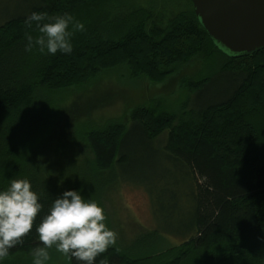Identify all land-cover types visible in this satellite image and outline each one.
I'll return each mask as SVG.
<instances>
[{
    "label": "trees",
    "instance_id": "obj_1",
    "mask_svg": "<svg viewBox=\"0 0 264 264\" xmlns=\"http://www.w3.org/2000/svg\"><path fill=\"white\" fill-rule=\"evenodd\" d=\"M112 7V0H29L0 20V189L12 178H27L44 205L32 232L5 259L30 256L39 243L35 225L51 202L65 190L85 187L51 172L39 160L40 146H31L35 130L43 129L34 115L41 92L84 86L120 67L131 78L160 84L195 59L212 64L220 57L214 77L190 84L195 100L178 116L155 103L130 111L127 125L113 122L81 135L92 157L91 178H101L95 184L109 174L113 179L102 182L104 188L143 189L158 222L135 243L110 247L97 262L264 264V47L226 53L192 5L165 25L144 9L115 15ZM32 12H67L84 23L71 54L25 51L26 31L38 34L35 24L26 29L24 23ZM217 80L225 89L204 99ZM165 237L182 242L159 254L145 252Z\"/></svg>",
    "mask_w": 264,
    "mask_h": 264
},
{
    "label": "rangeland",
    "instance_id": "obj_2",
    "mask_svg": "<svg viewBox=\"0 0 264 264\" xmlns=\"http://www.w3.org/2000/svg\"><path fill=\"white\" fill-rule=\"evenodd\" d=\"M28 1L0 0V20L17 12ZM112 5L115 15L144 9L150 14V20L158 19L165 25L189 9L192 0H112ZM219 59L216 57L212 64L195 59L178 68L160 84H152L144 77L131 78L128 69L120 67L100 73L84 86L39 94V108L34 115L39 118L43 129L35 130L31 146H40L41 164L48 165L55 175L61 173L70 176L75 183H82L85 186H82V195L96 200L104 208L107 226L117 233L114 247L135 243L136 237L153 231L158 222L152 215L149 198L143 189L125 184L104 188L101 183L105 180L109 183L113 179L109 174L103 175L104 180L95 184L101 178L96 175L91 178L89 164L92 157L81 135L113 122L128 124L126 117L130 111L155 103L161 104L164 112L178 116L183 107L195 100L190 84L208 75L214 77ZM223 89L224 83L217 80L202 97L208 100ZM161 216L166 220L163 213ZM181 242V239L172 237L160 238L156 246L145 252L159 254ZM49 255L51 258L47 264H69L68 259L54 247L49 249ZM3 264H32V256L16 255L4 259Z\"/></svg>",
    "mask_w": 264,
    "mask_h": 264
},
{
    "label": "clouds",
    "instance_id": "obj_3",
    "mask_svg": "<svg viewBox=\"0 0 264 264\" xmlns=\"http://www.w3.org/2000/svg\"><path fill=\"white\" fill-rule=\"evenodd\" d=\"M24 23L26 29L33 24L38 29L35 36L26 31L25 51L51 56L58 52L71 54L75 33L85 29L83 22L67 12L53 16L32 12ZM83 191V188L65 190L51 202L35 225L39 243L30 250L32 264H47L51 258L49 249L53 247L73 264H108L107 258L98 262L97 258L116 245L117 233L107 226L104 208L96 200L83 196ZM39 200L27 178H12L7 187L0 189V264L10 249L32 232L44 207Z\"/></svg>",
    "mask_w": 264,
    "mask_h": 264
},
{
    "label": "water",
    "instance_id": "obj_4",
    "mask_svg": "<svg viewBox=\"0 0 264 264\" xmlns=\"http://www.w3.org/2000/svg\"><path fill=\"white\" fill-rule=\"evenodd\" d=\"M208 36L231 55L264 47V0H192Z\"/></svg>",
    "mask_w": 264,
    "mask_h": 264
}]
</instances>
